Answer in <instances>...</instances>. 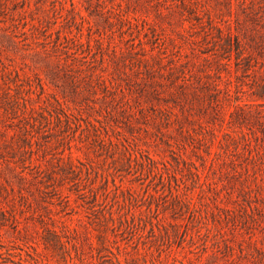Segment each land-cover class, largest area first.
<instances>
[{
  "label": "rangeland",
  "instance_id": "rangeland-1",
  "mask_svg": "<svg viewBox=\"0 0 264 264\" xmlns=\"http://www.w3.org/2000/svg\"><path fill=\"white\" fill-rule=\"evenodd\" d=\"M0 264H264V0H0Z\"/></svg>",
  "mask_w": 264,
  "mask_h": 264
}]
</instances>
